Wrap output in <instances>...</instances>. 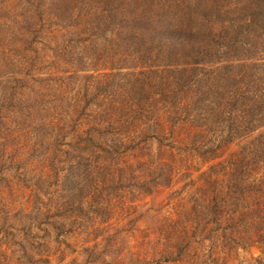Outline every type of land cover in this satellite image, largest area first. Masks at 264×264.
<instances>
[{
  "label": "rangeland",
  "instance_id": "1",
  "mask_svg": "<svg viewBox=\"0 0 264 264\" xmlns=\"http://www.w3.org/2000/svg\"><path fill=\"white\" fill-rule=\"evenodd\" d=\"M0 264H264V0H0Z\"/></svg>",
  "mask_w": 264,
  "mask_h": 264
},
{
  "label": "trees",
  "instance_id": "2",
  "mask_svg": "<svg viewBox=\"0 0 264 264\" xmlns=\"http://www.w3.org/2000/svg\"><path fill=\"white\" fill-rule=\"evenodd\" d=\"M195 31H192V30H189V31H183L182 28H179L174 34H173V37H175V44H179L178 46H182L183 48H185L186 50V47H188V52H193L195 51L197 48L196 47H201V46H204L205 45V39H208L210 34L206 37H203L201 40H199L198 38L195 37ZM238 34L232 38V41L228 42L226 41L225 37L224 36L221 40V42L217 43V46H223L224 48L230 50V51H238L236 49H234L232 47V45H234L236 42L240 41V40H237L236 38H238ZM240 38V37H239ZM168 40V38H166ZM242 39V38H241ZM198 42L199 45L196 43ZM238 44V43H237ZM236 44V46H237ZM195 46V48L193 46ZM177 46V45H175ZM244 46V45H243ZM193 49V51H191V49ZM232 54V53H231ZM193 55H195V53L193 52ZM185 72V71H184Z\"/></svg>",
  "mask_w": 264,
  "mask_h": 264
}]
</instances>
